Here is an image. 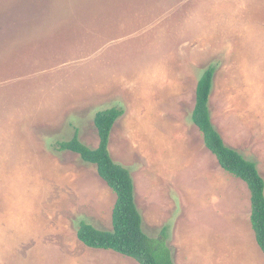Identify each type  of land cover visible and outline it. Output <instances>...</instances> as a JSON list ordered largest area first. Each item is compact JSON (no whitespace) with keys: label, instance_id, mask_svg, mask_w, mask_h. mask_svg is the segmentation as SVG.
<instances>
[{"label":"rangeland","instance_id":"rangeland-1","mask_svg":"<svg viewBox=\"0 0 264 264\" xmlns=\"http://www.w3.org/2000/svg\"><path fill=\"white\" fill-rule=\"evenodd\" d=\"M211 67L212 123L264 179V0H0V264H138L79 241L112 231L116 195L58 149L97 148L113 108L112 159L174 264H264L250 190L192 119Z\"/></svg>","mask_w":264,"mask_h":264},{"label":"trees","instance_id":"trees-1","mask_svg":"<svg viewBox=\"0 0 264 264\" xmlns=\"http://www.w3.org/2000/svg\"><path fill=\"white\" fill-rule=\"evenodd\" d=\"M215 72V68H209L198 83L192 119L203 135L205 146L217 158L222 169L248 186L251 193V225L256 242L264 253V179L255 162L226 146L212 123L209 102ZM123 114L122 110L113 108L96 115L95 125L100 142L95 149L83 144L77 135L70 141L58 143L60 151L76 153L85 163L96 166L99 177L116 195L112 231L99 230L82 222L77 237L88 248L112 251L138 264H174L166 233L163 232L157 239L145 234L132 176L112 159L109 148L111 133Z\"/></svg>","mask_w":264,"mask_h":264}]
</instances>
